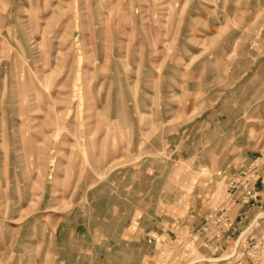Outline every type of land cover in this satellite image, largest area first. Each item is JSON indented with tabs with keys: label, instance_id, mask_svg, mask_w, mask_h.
Instances as JSON below:
<instances>
[{
	"label": "rangeland",
	"instance_id": "obj_1",
	"mask_svg": "<svg viewBox=\"0 0 264 264\" xmlns=\"http://www.w3.org/2000/svg\"><path fill=\"white\" fill-rule=\"evenodd\" d=\"M162 210L153 264H264V0H0V264Z\"/></svg>",
	"mask_w": 264,
	"mask_h": 264
},
{
	"label": "crops",
	"instance_id": "obj_2",
	"mask_svg": "<svg viewBox=\"0 0 264 264\" xmlns=\"http://www.w3.org/2000/svg\"><path fill=\"white\" fill-rule=\"evenodd\" d=\"M165 192L160 193V199H159V209H163L164 201L166 198L167 189L164 188ZM160 217H154L151 218H145L138 221V224L134 226L128 225V228L126 229V234L128 235L125 240H122L123 238L116 240H111V246L107 247L108 256L110 258L114 256V258H119L124 260V263L120 264H128L126 263L127 259H135L136 252H142L143 257L145 258H151L152 260L151 264L155 262V259L153 257H160V252L164 251L166 248L165 246L169 245L171 243V239L173 238L174 231H176V226L178 223V219H173V217H169L166 215V212L162 210V213L159 214ZM176 227V228H174ZM178 233V232H177ZM209 237V236H208ZM105 239V238H104ZM214 242L216 240H213ZM101 242H104V240H101ZM118 242V243H116ZM139 243L141 244V247H139ZM117 244V245H114ZM125 245V251L119 252L120 245ZM134 244L133 247L131 245ZM107 246V245H106ZM102 251L103 246L99 247ZM133 252L130 257V253ZM129 253V255H128Z\"/></svg>",
	"mask_w": 264,
	"mask_h": 264
}]
</instances>
